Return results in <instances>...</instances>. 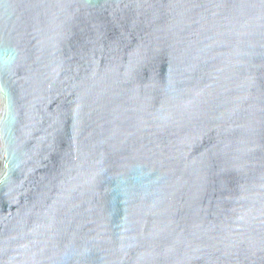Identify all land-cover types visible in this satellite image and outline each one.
<instances>
[{
	"label": "water",
	"instance_id": "water-1",
	"mask_svg": "<svg viewBox=\"0 0 264 264\" xmlns=\"http://www.w3.org/2000/svg\"><path fill=\"white\" fill-rule=\"evenodd\" d=\"M0 264H264V0H0Z\"/></svg>",
	"mask_w": 264,
	"mask_h": 264
}]
</instances>
